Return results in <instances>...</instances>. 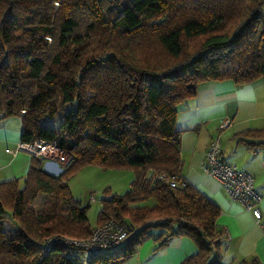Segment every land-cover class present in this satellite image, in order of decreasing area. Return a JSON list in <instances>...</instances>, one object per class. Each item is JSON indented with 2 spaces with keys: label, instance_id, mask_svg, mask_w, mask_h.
<instances>
[{
  "label": "trees",
  "instance_id": "obj_1",
  "mask_svg": "<svg viewBox=\"0 0 264 264\" xmlns=\"http://www.w3.org/2000/svg\"><path fill=\"white\" fill-rule=\"evenodd\" d=\"M22 54L25 66L11 62ZM226 79L264 82V0H0V116H21L20 141L41 139L70 157L58 176L31 157L23 178L0 183V264H122L147 240L156 250L175 236L198 245L180 264H222L220 209L182 179L176 119L199 86ZM52 100L58 130L41 121ZM235 139L264 152V128ZM86 166L135 172L123 194L104 191L96 220L123 224L128 236L87 259L73 244L45 250L54 235H91L68 186ZM158 173L183 181L170 186ZM148 200L155 205H139Z\"/></svg>",
  "mask_w": 264,
  "mask_h": 264
},
{
  "label": "crops",
  "instance_id": "obj_2",
  "mask_svg": "<svg viewBox=\"0 0 264 264\" xmlns=\"http://www.w3.org/2000/svg\"><path fill=\"white\" fill-rule=\"evenodd\" d=\"M224 119L230 120V126L219 131L218 125ZM261 128H264V82L261 80L243 85L228 79L206 82L177 112L176 130L180 131V155L184 164L182 179L220 209L216 227L225 233L222 264H239L251 256H257L264 264V228L260 226L264 222V152H251L235 139L248 130ZM22 129L21 116H0V183L21 179L29 169L28 153L9 152L20 142ZM213 139L220 143L222 161L254 178V189L262 198L258 204L261 221L256 222L241 203L232 200L218 179L204 173L206 149ZM43 168L54 176L62 173L56 161H43ZM139 205L152 207L155 202L148 200ZM159 233L152 231L154 235ZM156 247L149 239L122 264H180L198 253V245L187 236L172 237L166 245L154 250Z\"/></svg>",
  "mask_w": 264,
  "mask_h": 264
},
{
  "label": "built area",
  "instance_id": "obj_3",
  "mask_svg": "<svg viewBox=\"0 0 264 264\" xmlns=\"http://www.w3.org/2000/svg\"><path fill=\"white\" fill-rule=\"evenodd\" d=\"M230 123L229 119L222 120L218 125V130L227 129ZM9 152L11 154L26 152L31 157L42 161H56L59 163L62 171L70 161V159L64 156L66 155L65 151L58 145L41 139L32 142L20 141ZM220 154L221 150L218 139L211 140L205 153L203 163L204 173L218 179L222 184L224 192L232 200L241 203L244 209L253 215L256 222L261 221V211L258 204L262 198L254 189V178L249 173L239 170L233 165L226 164L220 159ZM154 180L167 183L170 186H175L183 181L180 178H169L165 173L156 174ZM260 226L264 228V222H261ZM128 232L129 228L127 226L109 220L93 228L90 237L87 239H72L61 235L49 237L45 240L44 249L48 250L54 244H73L82 248L84 256L87 259L98 255L106 249L118 246L128 236Z\"/></svg>",
  "mask_w": 264,
  "mask_h": 264
},
{
  "label": "rangeland",
  "instance_id": "obj_4",
  "mask_svg": "<svg viewBox=\"0 0 264 264\" xmlns=\"http://www.w3.org/2000/svg\"><path fill=\"white\" fill-rule=\"evenodd\" d=\"M54 7L58 8V3ZM11 62L19 67L26 65V59L23 54L19 56L13 55ZM52 97L54 99L55 95H52ZM52 102L53 100L49 109L42 115L41 121L44 125L58 130L59 125L63 121V114L47 115L53 109ZM64 156L70 159L68 154ZM135 177V172L129 169L86 166L69 179L68 186L73 198L79 202L81 207L87 208L88 223L91 228H94L96 227L97 215L102 207L101 200L104 198V191L107 190L110 194H123L129 189L130 183ZM45 200L46 197L39 195L32 204L33 208H40ZM3 231L9 236L15 233L13 225L7 220L4 221Z\"/></svg>",
  "mask_w": 264,
  "mask_h": 264
}]
</instances>
